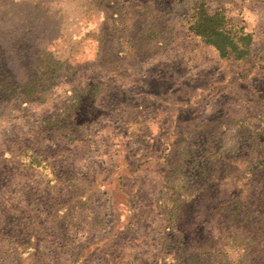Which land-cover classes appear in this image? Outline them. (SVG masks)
Returning a JSON list of instances; mask_svg holds the SVG:
<instances>
[{"label": "rangeland", "instance_id": "374dc122", "mask_svg": "<svg viewBox=\"0 0 264 264\" xmlns=\"http://www.w3.org/2000/svg\"><path fill=\"white\" fill-rule=\"evenodd\" d=\"M0 264H264V0H0Z\"/></svg>", "mask_w": 264, "mask_h": 264}, {"label": "trees", "instance_id": "16d2710c", "mask_svg": "<svg viewBox=\"0 0 264 264\" xmlns=\"http://www.w3.org/2000/svg\"><path fill=\"white\" fill-rule=\"evenodd\" d=\"M188 32L206 46L213 48L222 59L246 60L251 55L252 38L222 10L209 13L204 2L192 5L186 17Z\"/></svg>", "mask_w": 264, "mask_h": 264}]
</instances>
